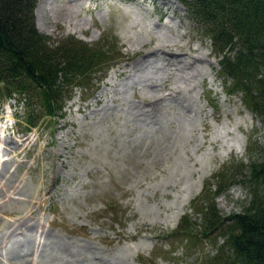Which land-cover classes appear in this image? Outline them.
I'll return each instance as SVG.
<instances>
[{"label": "rangeland", "instance_id": "374dc122", "mask_svg": "<svg viewBox=\"0 0 264 264\" xmlns=\"http://www.w3.org/2000/svg\"><path fill=\"white\" fill-rule=\"evenodd\" d=\"M168 1H38L39 31L111 47L110 67L75 88L64 118L31 132L20 99L0 106L9 149L0 162V264H201L223 244L192 248L174 231L185 215L200 222L192 203L214 175L260 156L264 126L242 94L228 92L211 40ZM179 49L207 61L186 68L171 55ZM216 199L229 216L250 194L236 184Z\"/></svg>", "mask_w": 264, "mask_h": 264}, {"label": "trees", "instance_id": "16d2710c", "mask_svg": "<svg viewBox=\"0 0 264 264\" xmlns=\"http://www.w3.org/2000/svg\"><path fill=\"white\" fill-rule=\"evenodd\" d=\"M40 0H0V106L20 99L25 123L33 131L47 118H64L75 88H86L98 72L106 73L111 47L67 37L54 41L36 24ZM211 40L221 78L230 95L243 102L264 126V0H178ZM107 48V49H106ZM107 65V67H105ZM258 158L222 169L206 183L174 231L191 242L223 240L201 264H264V146ZM241 184L250 194L240 212L225 216L217 199Z\"/></svg>", "mask_w": 264, "mask_h": 264}, {"label": "bare ground", "instance_id": "6f19581e", "mask_svg": "<svg viewBox=\"0 0 264 264\" xmlns=\"http://www.w3.org/2000/svg\"><path fill=\"white\" fill-rule=\"evenodd\" d=\"M79 0H68V3L70 4V7H74V6H77L76 4H77V2H78ZM174 1L175 0H169L168 1V3H166L165 5L167 6V7H169L171 4H173L174 3ZM159 23V22H158ZM158 23H156V24H158ZM168 24H170V25H173L174 26V24L172 23V20H171V18H169V20H168ZM179 54H171L172 56H174V58H176L177 59V61H179V63H182L183 64V66L184 67H186V68H194L195 66H193V65H198V63H200V62H204V60L205 61H207V59H206V56H205V59H204V56H202V55H198L199 53H197L196 51L195 52H192L191 51V53H190V55L192 54V57H191V60L190 59H183V55H187V53L186 52H184L183 50H181V49H179ZM193 54H195V55H193ZM174 58H170V59H168V62H171ZM178 62H175V63H173V64H175V65H178L179 64ZM169 64V63H168ZM170 94L171 93H168L167 95H163V97H161V98H169V96H170ZM146 113H148V112H150V113H153V111L151 110H149V111H145ZM191 113H188V114H186V115H190ZM151 122L154 124V125H156V124H159V126H160V124H161V122H162V120H160L159 119V116H157V115H152L151 116ZM192 120L193 119V117H188V120ZM217 120H218V117L216 118ZM175 129V131H179V128L178 127H176V128H174ZM160 131V127H156V132H159ZM7 143H6V139H5V137H4V134H3V129L2 128H0V162L1 161H3V157H4V155L5 154H7L8 153V151H9V149H8V147H6L7 145H6ZM245 145H246V143H245V141L243 142V143H241V152H243L244 153V150H245ZM213 171V170H212ZM212 171H211V173H212ZM210 173V174H211ZM194 195L195 194H192L191 196H190V198H189V200H188V202L186 203V205L188 206L189 205V203H190V200L194 197ZM185 209H181V211L178 213V215H177V217H176V220L178 221L183 215H184V211Z\"/></svg>", "mask_w": 264, "mask_h": 264}]
</instances>
